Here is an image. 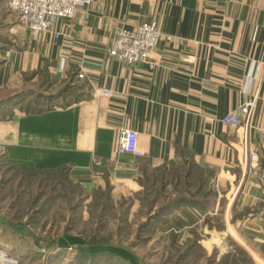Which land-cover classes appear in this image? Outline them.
<instances>
[{"label":"crops","instance_id":"crops-1","mask_svg":"<svg viewBox=\"0 0 264 264\" xmlns=\"http://www.w3.org/2000/svg\"><path fill=\"white\" fill-rule=\"evenodd\" d=\"M143 21L161 32L150 52L153 67L111 58L114 31ZM4 27L14 35L3 44L4 84L19 85L14 75L45 68L81 86L66 105L14 107L0 119V142L14 167H65L86 187L102 180L125 194L143 185L149 169L190 166L188 175L196 169L198 178L213 176V200L174 201L164 220H149L136 234L194 238L220 257L234 253L232 240L264 243V0H92L48 30L28 29L9 15ZM93 87L112 92L92 93ZM251 97L249 125L221 122ZM121 127L137 130L142 155L116 158ZM248 149L258 154L251 169L244 160ZM96 247L75 250L90 264L96 257L118 258Z\"/></svg>","mask_w":264,"mask_h":264},{"label":"rangeland","instance_id":"rangeland-1","mask_svg":"<svg viewBox=\"0 0 264 264\" xmlns=\"http://www.w3.org/2000/svg\"><path fill=\"white\" fill-rule=\"evenodd\" d=\"M4 2L0 0V63L3 44L14 37L5 29L4 17H18ZM11 80L20 84L9 86L0 80V119L10 116L14 107L38 110L66 105L77 98L81 87L73 78H56L45 68L14 75ZM189 168L167 164L149 169L140 178L139 189L123 194L102 180L86 187L65 167L21 170L7 160L0 142V251L18 264L66 260L90 264L91 259L75 249L93 245H105L118 255L115 262L124 264H264V243L256 246L232 240L234 253L220 257L208 243L194 238L177 241L170 233L165 238L159 233L136 234L147 221L164 220L174 201L213 200V176L198 178L196 169L188 175ZM92 259L96 264H115L105 257Z\"/></svg>","mask_w":264,"mask_h":264},{"label":"built area","instance_id":"built-area-1","mask_svg":"<svg viewBox=\"0 0 264 264\" xmlns=\"http://www.w3.org/2000/svg\"><path fill=\"white\" fill-rule=\"evenodd\" d=\"M92 0H5L7 9L18 14L20 21L34 31L48 30L56 18H67L74 15L76 10L85 7ZM60 33L55 31L54 36ZM161 32L153 21H143L134 28L119 27L114 31L111 38L108 55L125 63L145 62L153 67V61L149 60L151 50L157 45ZM82 69L75 71L79 79L84 77ZM103 92L110 94L108 87H93L92 93ZM255 106V97L248 98L236 107L230 109L222 118L221 122L226 126L239 128L249 125L252 110ZM55 107V105L51 106ZM138 132L131 127H121L115 146L116 158H134L142 155L137 144ZM248 168L257 165L258 154L250 149L244 156ZM71 249V248H68ZM70 260L60 261L55 264H68ZM0 264H18V261L0 251ZM50 264V263H49Z\"/></svg>","mask_w":264,"mask_h":264},{"label":"trees","instance_id":"trees-1","mask_svg":"<svg viewBox=\"0 0 264 264\" xmlns=\"http://www.w3.org/2000/svg\"><path fill=\"white\" fill-rule=\"evenodd\" d=\"M191 201V200H190ZM192 202V201H191ZM72 238H75V237H73V236H71ZM96 248H98V249H100V248H102V249H104V248H106L107 249V247L105 246V245H101V246H99V247H96ZM108 250V249H107ZM109 251H111V250H109Z\"/></svg>","mask_w":264,"mask_h":264}]
</instances>
